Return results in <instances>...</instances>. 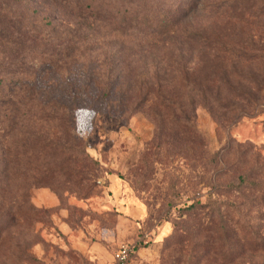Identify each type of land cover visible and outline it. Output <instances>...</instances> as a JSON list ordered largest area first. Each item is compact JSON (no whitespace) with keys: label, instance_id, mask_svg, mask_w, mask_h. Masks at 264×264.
<instances>
[{"label":"rangeland","instance_id":"1","mask_svg":"<svg viewBox=\"0 0 264 264\" xmlns=\"http://www.w3.org/2000/svg\"><path fill=\"white\" fill-rule=\"evenodd\" d=\"M121 245L264 264V0H0V264Z\"/></svg>","mask_w":264,"mask_h":264},{"label":"built area","instance_id":"2","mask_svg":"<svg viewBox=\"0 0 264 264\" xmlns=\"http://www.w3.org/2000/svg\"><path fill=\"white\" fill-rule=\"evenodd\" d=\"M130 254V248L128 245H121L116 251L114 258L117 264H125Z\"/></svg>","mask_w":264,"mask_h":264},{"label":"trees","instance_id":"3","mask_svg":"<svg viewBox=\"0 0 264 264\" xmlns=\"http://www.w3.org/2000/svg\"><path fill=\"white\" fill-rule=\"evenodd\" d=\"M191 10V8H189V9H184V12L185 11H187V12H189ZM181 11H182V9H181ZM181 11H179L180 13H182ZM185 14V13H184ZM177 15L175 14L173 17H172V20L171 21H173V19L176 17Z\"/></svg>","mask_w":264,"mask_h":264}]
</instances>
